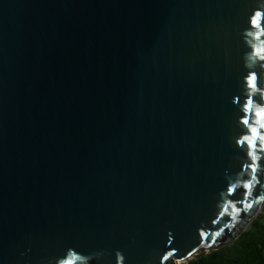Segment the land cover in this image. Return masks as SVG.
I'll return each mask as SVG.
<instances>
[{
  "label": "water",
  "instance_id": "95a60500",
  "mask_svg": "<svg viewBox=\"0 0 264 264\" xmlns=\"http://www.w3.org/2000/svg\"><path fill=\"white\" fill-rule=\"evenodd\" d=\"M262 57L264 0H0V264L231 244L264 205Z\"/></svg>",
  "mask_w": 264,
  "mask_h": 264
},
{
  "label": "trees",
  "instance_id": "16d2710c",
  "mask_svg": "<svg viewBox=\"0 0 264 264\" xmlns=\"http://www.w3.org/2000/svg\"><path fill=\"white\" fill-rule=\"evenodd\" d=\"M168 264H264V211L259 213L234 242L209 251H199L193 259Z\"/></svg>",
  "mask_w": 264,
  "mask_h": 264
},
{
  "label": "rangeland",
  "instance_id": "374dc122",
  "mask_svg": "<svg viewBox=\"0 0 264 264\" xmlns=\"http://www.w3.org/2000/svg\"><path fill=\"white\" fill-rule=\"evenodd\" d=\"M262 211H264V205H263V207H262V209L260 210L259 213H261ZM259 213H258V214H259ZM258 214H257V215H258ZM255 217H256V216H255ZM255 217H254V218H255ZM254 218H253V219H254ZM235 240H236V239H235ZM235 240H234V241H235ZM234 241H233V242H234ZM224 245H229V244H224ZM219 248H220V247H219ZM204 251L206 252V251H209V250H204ZM195 255H196V254H195ZM195 255H193L190 259H193V258L195 257Z\"/></svg>",
  "mask_w": 264,
  "mask_h": 264
},
{
  "label": "snow or ice",
  "instance_id": "6c2138e0",
  "mask_svg": "<svg viewBox=\"0 0 264 264\" xmlns=\"http://www.w3.org/2000/svg\"><path fill=\"white\" fill-rule=\"evenodd\" d=\"M259 15V14H258ZM253 23H255V21H253ZM262 59H264V57H262ZM253 131H255V130H253ZM250 207H251V205H250ZM213 243H214V241H213ZM209 246H211V245H209Z\"/></svg>",
  "mask_w": 264,
  "mask_h": 264
}]
</instances>
